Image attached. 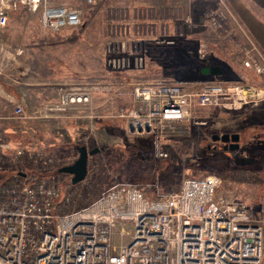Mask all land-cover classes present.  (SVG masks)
<instances>
[{
    "label": "built area",
    "instance_id": "built-area-1",
    "mask_svg": "<svg viewBox=\"0 0 264 264\" xmlns=\"http://www.w3.org/2000/svg\"><path fill=\"white\" fill-rule=\"evenodd\" d=\"M83 1L95 7L103 0ZM21 9L38 14L43 31L59 33L83 24L82 11L66 4L0 0V31L9 15ZM118 12L109 14L104 48L107 67L117 73L144 71L148 46L174 45L180 36L176 27L192 23L174 4L135 8L132 16ZM229 18L230 13L213 11L209 24L228 32ZM247 41L241 47L242 65L263 75L264 58ZM21 53L15 50L10 59ZM198 54L206 58L202 45ZM196 85L133 83L131 105L118 107L113 117L126 122L132 135L150 136L157 144L190 120L197 107L231 110L264 102L263 93L252 86L221 81ZM92 95L87 85L60 86L56 103L45 105L33 118L88 108ZM14 116L26 118L22 105ZM15 154L43 170L52 162L51 155L34 147L16 149ZM155 156L166 158L167 152L156 147ZM22 174L0 184V264H264V205L255 212L243 201L218 195L221 178L215 174L184 177L179 190L152 197L129 182H117L88 205L66 213L60 208L71 200L70 192L54 179ZM117 229L118 245L113 242Z\"/></svg>",
    "mask_w": 264,
    "mask_h": 264
},
{
    "label": "rangeland",
    "instance_id": "rangeland-1",
    "mask_svg": "<svg viewBox=\"0 0 264 264\" xmlns=\"http://www.w3.org/2000/svg\"><path fill=\"white\" fill-rule=\"evenodd\" d=\"M52 1L80 9L82 26L53 33L42 30L38 14L11 13L8 26L0 31V69L3 75L10 73L17 78L25 72V66L17 58H8V52L26 48L37 51L41 72L51 80V73L59 78L72 76L70 85L61 86L87 85L93 93L92 102L88 108L79 107L69 113L74 125L68 130L67 115L58 117L62 112L56 114V120L28 119L33 131L26 137L17 132L27 123L14 116V107L6 123L14 128V134L4 133L0 122V184L18 173L54 179L63 191L71 193V200L60 208L61 213H66L88 205L117 182H129L152 197L179 190L184 177L215 174L221 178L218 195L251 207L264 205V102L231 110L197 107L190 120L157 144L150 136L132 135L126 122L113 117L118 107L131 105L130 91L136 82L185 81L199 87L205 82L221 81L252 86L264 95V74L245 69L241 52V47L248 45V38L264 58V15H260L263 32L254 35L235 18L229 6L253 5L261 9L264 0H103L95 7H88L83 0ZM168 4L179 6L182 14L192 20L190 25L176 27L180 36L175 38V44L151 43L142 72L111 71L104 55L109 14L124 10L132 16L135 8L161 9ZM213 11L230 13L228 32L210 26ZM201 45L206 53L204 59L198 54ZM213 67L221 69L220 75L201 72ZM1 82L6 81L3 78ZM90 114L92 119L87 117ZM195 121L206 124L197 125ZM225 133L239 134L238 150L224 151L222 142L212 140L213 135ZM82 146L95 152L88 155L85 179L72 185L71 176L59 169L72 164ZM25 147L45 150L52 156L50 166L43 170L31 160L17 157L16 149ZM156 147L167 152V157H156ZM118 230L113 239L116 245L120 241Z\"/></svg>",
    "mask_w": 264,
    "mask_h": 264
},
{
    "label": "crops",
    "instance_id": "crops-1",
    "mask_svg": "<svg viewBox=\"0 0 264 264\" xmlns=\"http://www.w3.org/2000/svg\"><path fill=\"white\" fill-rule=\"evenodd\" d=\"M229 6L235 18L244 27H246L248 32L254 33V35L256 33L258 34V32H263L260 30V27L263 24L260 20V15H264V5H261V9L259 7L255 8L253 5ZM21 11L30 14V12L24 9H21L18 12L14 13L19 14L21 13ZM13 51L8 52V58H11L12 54H15V52ZM39 56L40 53L37 51L30 52L27 48L22 49V53L16 58L18 62L22 63L25 66V72H21V75L17 78H14L13 75H11L10 73L3 75V70L0 69V74H2L0 75V79L3 80L4 78V80L6 81H0V122H2L4 133L6 134H14V128L11 125L6 124L7 120L11 119L14 107L16 108V106L22 105L24 108V114L26 118L20 119H23V122L27 123V125L23 127H18L17 132L21 136L24 135L26 137L30 134L31 131H33V128L31 127L32 121H29L28 119L33 118L35 116V113L42 110L45 105L56 103L59 89L58 86H61V84L64 83L70 85L73 82L72 76L66 78H59L58 76L53 75L52 73L50 76H52L53 79L51 80V78H49L46 73L40 71L42 67V62L39 61ZM46 64L47 66H49V63ZM51 81H53L52 85L50 83ZM130 100L131 98L129 96V102ZM258 104L251 106H258ZM63 115H67V120H70L68 125L66 126V129L68 130L69 127H72V125H74V119L69 118V112L58 115V117H63ZM58 117L56 114L53 113L50 115V117L45 119H33H37V121L43 122L46 120H56ZM70 135L72 134L70 133ZM260 205L257 207H250L256 212L259 209Z\"/></svg>",
    "mask_w": 264,
    "mask_h": 264
},
{
    "label": "water",
    "instance_id": "water-1",
    "mask_svg": "<svg viewBox=\"0 0 264 264\" xmlns=\"http://www.w3.org/2000/svg\"><path fill=\"white\" fill-rule=\"evenodd\" d=\"M203 74H213L215 76L220 75L221 69L219 67H213V68H204L201 70ZM212 140H220L222 143H229L228 148L230 150H238L239 149V134L233 133V134H222V135H213ZM227 148V146L225 147ZM95 152L93 150L91 153ZM88 152L86 146H82L80 148L78 157L74 160L72 164L63 166L59 169L60 173L69 174L71 176V184L76 185L80 182H82L87 174V164H88V155L91 154ZM24 175V174H22Z\"/></svg>",
    "mask_w": 264,
    "mask_h": 264
},
{
    "label": "flooded vegetation",
    "instance_id": "flooded-vegetation-1",
    "mask_svg": "<svg viewBox=\"0 0 264 264\" xmlns=\"http://www.w3.org/2000/svg\"><path fill=\"white\" fill-rule=\"evenodd\" d=\"M229 134H232V133H229ZM216 142H221L220 140H216ZM223 145V149H224V151H226V150H228L229 148H228V146H229V143H222ZM227 146V148H225ZM230 150V149H229Z\"/></svg>",
    "mask_w": 264,
    "mask_h": 264
},
{
    "label": "trees",
    "instance_id": "trees-1",
    "mask_svg": "<svg viewBox=\"0 0 264 264\" xmlns=\"http://www.w3.org/2000/svg\"><path fill=\"white\" fill-rule=\"evenodd\" d=\"M91 188H93L94 186L91 184V186H90Z\"/></svg>",
    "mask_w": 264,
    "mask_h": 264
}]
</instances>
